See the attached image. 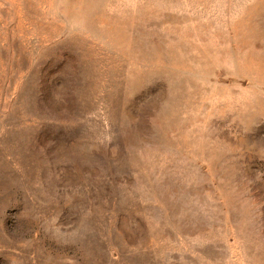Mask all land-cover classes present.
I'll return each instance as SVG.
<instances>
[{
    "label": "rangeland",
    "instance_id": "obj_1",
    "mask_svg": "<svg viewBox=\"0 0 264 264\" xmlns=\"http://www.w3.org/2000/svg\"><path fill=\"white\" fill-rule=\"evenodd\" d=\"M0 264H264V0H0Z\"/></svg>",
    "mask_w": 264,
    "mask_h": 264
}]
</instances>
